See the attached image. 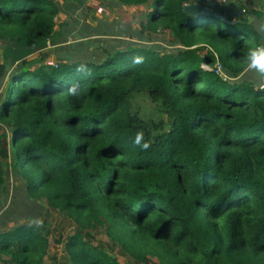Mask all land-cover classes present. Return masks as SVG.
I'll list each match as a JSON object with an SVG mask.
<instances>
[{"label":"trees","instance_id":"1","mask_svg":"<svg viewBox=\"0 0 264 264\" xmlns=\"http://www.w3.org/2000/svg\"><path fill=\"white\" fill-rule=\"evenodd\" d=\"M211 1L118 0L147 6L146 28L169 30L180 46L169 53L134 45L103 60L17 63L14 49L47 46L59 6L0 0V42L9 48L0 62V187L11 168L30 197L77 225L65 241L70 264H121L84 232L97 227L137 264L148 256L264 264V75L239 77L243 54L264 38ZM191 4L215 15L194 18L184 12ZM251 13L262 20L264 2ZM138 55L143 63L133 64ZM138 93L156 102L158 121L133 110ZM140 132L146 151L132 144ZM49 248L39 225L0 231L8 264H43Z\"/></svg>","mask_w":264,"mask_h":264},{"label":"rangeland","instance_id":"2","mask_svg":"<svg viewBox=\"0 0 264 264\" xmlns=\"http://www.w3.org/2000/svg\"><path fill=\"white\" fill-rule=\"evenodd\" d=\"M59 6L55 31L41 50L22 47L16 62L45 58V62L57 60L67 62L103 60L105 52L125 50L130 46H151L161 53H169L180 48L174 37L166 29L149 30L145 25L146 5H120L118 0H55ZM264 0H212L214 8H227L239 12L249 23L259 28L264 26V18L258 20L251 11H258ZM240 6L244 8L241 9ZM9 52L0 42V62L3 52ZM5 60V59H4ZM16 65V64H14ZM38 64L33 65L36 66ZM217 66V63L215 64ZM205 69H209L205 66ZM229 80L225 73L221 75ZM241 78L259 82L260 76L255 72L244 71ZM230 81H236L230 79ZM0 85V94L4 91ZM134 111L144 118L159 120L157 104L147 94L138 93L131 99ZM12 154L8 158L11 163ZM6 183L0 187V231H9L15 226L35 224L43 228L50 239V248L43 264H70L65 251L67 237L77 230V225L64 213L53 210L41 200L29 196L24 178L8 168ZM39 221L40 223H37ZM93 245L100 247L121 264H137L127 258L117 245L107 236L104 228L85 229ZM57 240L59 242H55ZM147 264H159L156 257L148 256ZM4 257L0 264H8ZM145 264V263H140Z\"/></svg>","mask_w":264,"mask_h":264},{"label":"clouds","instance_id":"3","mask_svg":"<svg viewBox=\"0 0 264 264\" xmlns=\"http://www.w3.org/2000/svg\"><path fill=\"white\" fill-rule=\"evenodd\" d=\"M258 33L264 38V26H261L257 29ZM245 60V71L246 72H255L260 75H264V44L252 47L247 49L243 54ZM144 61L143 56H134L132 58L133 64H141ZM75 94V89L72 90ZM134 147H138L142 151L148 150L151 145L145 140L144 134L142 132L137 133L132 141ZM37 223H40L37 221Z\"/></svg>","mask_w":264,"mask_h":264},{"label":"water","instance_id":"4","mask_svg":"<svg viewBox=\"0 0 264 264\" xmlns=\"http://www.w3.org/2000/svg\"><path fill=\"white\" fill-rule=\"evenodd\" d=\"M184 12L193 16L194 18L214 16L215 13L208 7L200 4H191L184 6ZM239 12L236 13L238 15Z\"/></svg>","mask_w":264,"mask_h":264},{"label":"built area","instance_id":"5","mask_svg":"<svg viewBox=\"0 0 264 264\" xmlns=\"http://www.w3.org/2000/svg\"><path fill=\"white\" fill-rule=\"evenodd\" d=\"M204 68H205V66H204ZM215 71L217 72V73H221V68H220V65L217 63V66H215ZM222 75V74H221Z\"/></svg>","mask_w":264,"mask_h":264}]
</instances>
